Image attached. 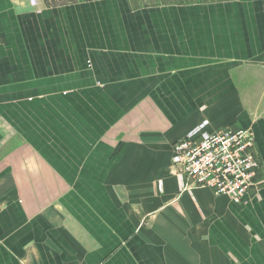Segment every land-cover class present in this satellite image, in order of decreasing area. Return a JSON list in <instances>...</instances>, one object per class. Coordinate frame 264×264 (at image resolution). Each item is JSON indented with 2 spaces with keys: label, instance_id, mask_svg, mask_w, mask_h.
<instances>
[{
  "label": "crops",
  "instance_id": "obj_1",
  "mask_svg": "<svg viewBox=\"0 0 264 264\" xmlns=\"http://www.w3.org/2000/svg\"><path fill=\"white\" fill-rule=\"evenodd\" d=\"M203 120L246 203L173 172ZM0 264H264V0H0Z\"/></svg>",
  "mask_w": 264,
  "mask_h": 264
},
{
  "label": "built area",
  "instance_id": "obj_2",
  "mask_svg": "<svg viewBox=\"0 0 264 264\" xmlns=\"http://www.w3.org/2000/svg\"><path fill=\"white\" fill-rule=\"evenodd\" d=\"M207 125V120L201 121L192 134L172 143L173 172L185 180L184 189L207 188L234 204H244L261 173L254 135L245 128L207 131Z\"/></svg>",
  "mask_w": 264,
  "mask_h": 264
},
{
  "label": "rangeland",
  "instance_id": "obj_3",
  "mask_svg": "<svg viewBox=\"0 0 264 264\" xmlns=\"http://www.w3.org/2000/svg\"><path fill=\"white\" fill-rule=\"evenodd\" d=\"M202 1H213V0H128L129 4L133 7H141L146 5H167V4L184 3V2H202Z\"/></svg>",
  "mask_w": 264,
  "mask_h": 264
}]
</instances>
